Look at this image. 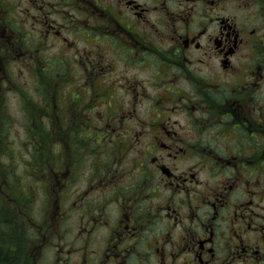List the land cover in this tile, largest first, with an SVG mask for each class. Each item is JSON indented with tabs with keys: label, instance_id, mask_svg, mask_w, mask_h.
I'll return each mask as SVG.
<instances>
[{
	"label": "flooded vegetation",
	"instance_id": "flooded-vegetation-1",
	"mask_svg": "<svg viewBox=\"0 0 264 264\" xmlns=\"http://www.w3.org/2000/svg\"><path fill=\"white\" fill-rule=\"evenodd\" d=\"M10 103L22 264H264V0H0Z\"/></svg>",
	"mask_w": 264,
	"mask_h": 264
},
{
	"label": "rangeland",
	"instance_id": "rangeland-1",
	"mask_svg": "<svg viewBox=\"0 0 264 264\" xmlns=\"http://www.w3.org/2000/svg\"><path fill=\"white\" fill-rule=\"evenodd\" d=\"M30 94L34 97H37V93L35 91H30ZM28 104L30 105L31 103ZM10 107L13 118L16 120V122H13L11 128L12 135L10 138V146L15 150L12 149L10 154L0 156V163L5 165V168L0 167V169L5 170L6 172L0 175V190L8 191L10 192V195L12 193V197L10 199L3 198L0 194V220H7V217H4V215L9 212L13 213L14 216H17V213H19L20 207L17 203H15V193H20V197H29V203L31 202V198L35 197L33 205L37 206V208H39L41 205V195L39 193V189H37L38 179L33 175L35 171H33V166H31L33 163H35V157L32 154L36 143L33 139L32 141H34V143H30V139L23 140L22 137L18 139L13 136V133H22V126L18 125L19 121L22 122V118L18 103H10ZM32 121V119L28 121V126L35 128L33 125H31ZM44 143H47V141H44ZM8 170V178H11L13 181L11 186H9L8 183L2 181L4 178H6ZM10 217L14 218L12 215H10Z\"/></svg>",
	"mask_w": 264,
	"mask_h": 264
},
{
	"label": "trees",
	"instance_id": "trees-1",
	"mask_svg": "<svg viewBox=\"0 0 264 264\" xmlns=\"http://www.w3.org/2000/svg\"><path fill=\"white\" fill-rule=\"evenodd\" d=\"M4 217L7 220H0V264H22L24 248L21 226L13 213L9 212Z\"/></svg>",
	"mask_w": 264,
	"mask_h": 264
}]
</instances>
